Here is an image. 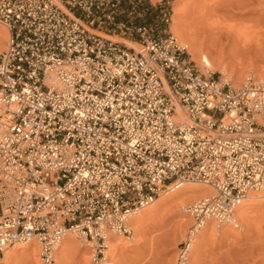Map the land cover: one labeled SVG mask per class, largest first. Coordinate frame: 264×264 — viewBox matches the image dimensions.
Returning <instances> with one entry per match:
<instances>
[{
    "label": "built area",
    "instance_id": "2783aa9c",
    "mask_svg": "<svg viewBox=\"0 0 264 264\" xmlns=\"http://www.w3.org/2000/svg\"><path fill=\"white\" fill-rule=\"evenodd\" d=\"M123 1L0 0L1 253L32 240L58 264L73 235L109 264L111 236L198 181L211 192L186 208L183 264L205 222L239 227L237 207L264 186V76L233 85L170 32L121 19Z\"/></svg>",
    "mask_w": 264,
    "mask_h": 264
},
{
    "label": "rangeland",
    "instance_id": "374dc122",
    "mask_svg": "<svg viewBox=\"0 0 264 264\" xmlns=\"http://www.w3.org/2000/svg\"><path fill=\"white\" fill-rule=\"evenodd\" d=\"M174 15L195 51L206 60L197 64L214 62L216 70L208 66L218 74L226 67L225 76L236 86L253 69L264 71V0H124L121 19L129 20L134 28L147 26L154 35L168 32L173 35ZM109 38L122 43L124 39L138 41L136 36ZM172 193L167 191L161 199ZM185 198L159 203L156 210L144 215L136 224V230L132 229V239L118 248L114 259L109 257V264H181L179 252L190 225L179 236L173 230L178 228L179 216L187 213L178 206L187 202V208L193 202ZM248 215L252 218L245 228L228 227L219 233L205 234L183 264H264V204L253 207ZM190 218L191 224L193 219ZM82 243L77 238L66 242L67 251L64 249L56 255L57 263L90 264L92 248L85 251ZM9 249L12 255L8 260L3 257L4 251L0 252V264H34V253L40 259L39 249L37 252Z\"/></svg>",
    "mask_w": 264,
    "mask_h": 264
},
{
    "label": "bare ground",
    "instance_id": "6f19581e",
    "mask_svg": "<svg viewBox=\"0 0 264 264\" xmlns=\"http://www.w3.org/2000/svg\"><path fill=\"white\" fill-rule=\"evenodd\" d=\"M158 0H151V2H156ZM177 21L178 18L177 16H173L172 18V32L173 35L175 37V39L177 40V42L186 49L188 55H190V59L195 61V62H203L205 59H203L201 56L198 55L197 51H195V48L193 46V43L191 42V40H189L185 34L184 31H182L180 29V27L177 25ZM9 36V32L7 30V28L3 25L0 24V50L4 48L5 45H3L4 42H6V39ZM111 37V35H107ZM230 38V37H229ZM233 39V38H232ZM237 38H235L236 40ZM238 41V40H236ZM234 41V42H236ZM124 44H126L129 47H134L136 49L137 48V43L124 39L123 40ZM231 44V43H230ZM238 44V43H237ZM240 44V43H239ZM233 45V44H232ZM241 45V44H240ZM198 50V49H197ZM200 54V53H199ZM207 59V58H206ZM206 61V60H205ZM205 63V62H204ZM206 64V63H205ZM212 69L216 70L215 68V63L214 62H209L207 63ZM225 67V66H224ZM226 68V67H225ZM223 68V69H225ZM221 69L219 72L221 74H226L227 71ZM264 69V68H262ZM251 70V69H249ZM248 75H253V76H264V71H258V70H252L250 72V74ZM236 82V81H235ZM234 84V81L232 83ZM171 195L163 197L162 198V194L164 195V193H162L156 200H154L150 205L143 207L142 209H140L131 219H130V227L131 230L134 228V230H136V224L139 222V220L141 218H143L144 215L156 210V208L158 207L159 203L162 204H167L169 202H173V200L178 201L177 199L181 198L184 199H188V200H192L193 202H195L196 200H198L199 198L209 194L211 192L210 188L198 181H185L182 182L181 184H179L177 186V188L172 190ZM166 193V192H165ZM184 197V198H183ZM161 199V200H160ZM180 201V200H179ZM183 201V200H182ZM180 201V202H182ZM185 202V201H184ZM192 202V203H193ZM264 204V186H262L261 188H259L258 190H251L249 192V194L246 196V198L242 201V203L237 207L236 209V218L239 220V227H241V229L244 227L245 225L248 224L246 222H248L250 220V218H252L251 216L248 215V212L251 210L253 207H256L258 205H262ZM186 203H182L180 204L178 207L179 209L183 210V212H186ZM187 213H183L182 215L179 216V223H178V228H175L173 230V232L175 234H178L177 236H179L180 233L183 232V230L186 228V226L191 225V218L190 216L187 217ZM243 226V227H242ZM232 228L234 229L232 226H221V227H215L213 226V224L210 221L205 222L201 228L198 229V231L196 232V234L193 236L191 245H190V252L191 250H195L194 247L196 248V245H198L199 240H201V238L208 233H212L213 231L215 232H220L222 229H226V228ZM223 232V231H222ZM233 232V231H232ZM183 235V234H182ZM128 239H132L130 238H126L123 235H117V236H111L108 242V249L106 251L108 257H113L114 255H116L118 248L122 245H125L126 240ZM75 240V237L73 235H67L64 240H62V242L57 246V248L55 249V258L56 255L60 254V252H62L64 249L66 250V248H64V244L66 242H72ZM80 245V244H79ZM37 243L34 241H27V242H21V243H17L15 245H13L10 248H13L14 250H26V249H35L34 251L38 250L39 248H36ZM78 246V245H77ZM86 247V249L84 248L85 251H88V249L90 250L91 247V243H89L88 241H83L82 243V248ZM71 247V246H70ZM80 247V246H79ZM89 247V248H88ZM69 248V247H68ZM71 249V248H69ZM72 250V249H71ZM67 251V250H66ZM83 251V249L81 250ZM37 252V251H36ZM40 254V250L38 252ZM92 254V252H91ZM12 255V251L11 249H5L3 252V257L5 259H9V257ZM34 257L32 258L33 261H35L34 264H40V259H38V255L37 254H33ZM82 257V256H81ZM115 257V256H114ZM113 257V259H114ZM40 258V256H39ZM85 260V258L83 259ZM88 260V259H87ZM86 260V261H87ZM57 261V260H56ZM31 262V261H30ZM32 263V262H31ZM88 263V262H87ZM30 264V263H29ZM85 264V263H84Z\"/></svg>",
    "mask_w": 264,
    "mask_h": 264
}]
</instances>
